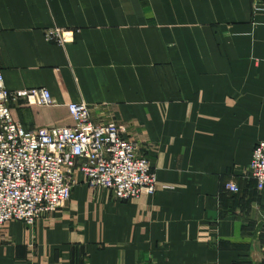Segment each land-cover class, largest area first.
<instances>
[{"label": "crops", "instance_id": "1", "mask_svg": "<svg viewBox=\"0 0 264 264\" xmlns=\"http://www.w3.org/2000/svg\"><path fill=\"white\" fill-rule=\"evenodd\" d=\"M0 71L9 91L55 102H12L24 129L72 126L68 105L86 103L124 127L158 187L119 201L81 181L33 228L5 225L0 264H264L249 168L264 141L259 0H0Z\"/></svg>", "mask_w": 264, "mask_h": 264}, {"label": "built area", "instance_id": "2", "mask_svg": "<svg viewBox=\"0 0 264 264\" xmlns=\"http://www.w3.org/2000/svg\"><path fill=\"white\" fill-rule=\"evenodd\" d=\"M68 34L52 29L46 38L63 45ZM19 99L39 107L55 105L45 88L9 91L0 71V236L9 222L33 228L65 207L81 181L92 191H109L119 201L155 195L153 167L138 154L136 143L124 137L122 125L96 123L89 105L71 103L68 112L74 125L26 130L11 111V103ZM249 168L257 188L263 190L264 141L255 146ZM227 189L240 191L234 183Z\"/></svg>", "mask_w": 264, "mask_h": 264}]
</instances>
